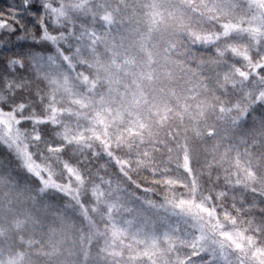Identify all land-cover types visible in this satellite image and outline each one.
<instances>
[{
  "label": "trees",
  "instance_id": "trees-1",
  "mask_svg": "<svg viewBox=\"0 0 264 264\" xmlns=\"http://www.w3.org/2000/svg\"><path fill=\"white\" fill-rule=\"evenodd\" d=\"M253 14L248 0H0V264H226L181 216L195 204L264 260Z\"/></svg>",
  "mask_w": 264,
  "mask_h": 264
},
{
  "label": "rangeland",
  "instance_id": "rangeland-1",
  "mask_svg": "<svg viewBox=\"0 0 264 264\" xmlns=\"http://www.w3.org/2000/svg\"><path fill=\"white\" fill-rule=\"evenodd\" d=\"M248 1L255 12V15L253 14L254 18L252 17L251 21L252 25L256 29H261L260 24L264 25V11L261 8L260 0ZM3 130V138L11 140L7 130ZM30 167L35 170L39 166L37 164L35 166L30 164ZM181 214L185 219L191 221L192 226L197 232L196 242L200 249L205 254L211 256V258L223 260L226 264H264V260L261 257L262 254L256 249L251 248L241 233L227 230L218 221L211 209L201 204H195L189 207H182Z\"/></svg>",
  "mask_w": 264,
  "mask_h": 264
},
{
  "label": "snow or ice",
  "instance_id": "snow-or-ice-1",
  "mask_svg": "<svg viewBox=\"0 0 264 264\" xmlns=\"http://www.w3.org/2000/svg\"><path fill=\"white\" fill-rule=\"evenodd\" d=\"M26 7H27V5H26ZM45 183H47V182H45Z\"/></svg>",
  "mask_w": 264,
  "mask_h": 264
}]
</instances>
